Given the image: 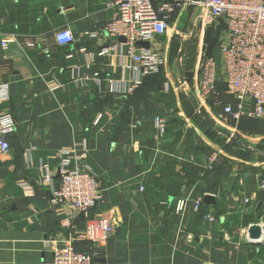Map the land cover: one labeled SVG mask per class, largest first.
I'll list each match as a JSON object with an SVG mask.
<instances>
[{
	"label": "crops",
	"instance_id": "1",
	"mask_svg": "<svg viewBox=\"0 0 264 264\" xmlns=\"http://www.w3.org/2000/svg\"><path fill=\"white\" fill-rule=\"evenodd\" d=\"M111 1L0 0V114L17 121L0 154V264H45L69 242L93 251L103 260L96 264H264V152L225 142L253 153L250 162L220 149L183 103L192 106L186 94L195 100V83L182 80L176 61L182 51L190 60L191 25L215 34L209 11L198 6L184 31L196 1L178 6L153 42L160 70L137 74L123 41L91 35L116 16ZM64 28L76 40L60 46L55 34ZM11 35L17 41L2 47ZM158 116L168 124L163 136ZM251 121L262 120L229 122L234 134L256 140L250 131H263L264 121ZM83 168L100 182L93 209L51 204L62 170ZM179 199L188 205L182 213ZM106 223L114 224L109 235ZM254 224L262 228L256 240Z\"/></svg>",
	"mask_w": 264,
	"mask_h": 264
},
{
	"label": "built area",
	"instance_id": "2",
	"mask_svg": "<svg viewBox=\"0 0 264 264\" xmlns=\"http://www.w3.org/2000/svg\"><path fill=\"white\" fill-rule=\"evenodd\" d=\"M190 0H113L110 7L117 10L116 16L101 30L91 32L99 38L104 32L121 42L127 48V56L137 62V74H152L160 70L163 58L153 42L166 34L169 19L179 6ZM191 3L194 0L190 1ZM209 11L217 27L218 49L206 53L199 70V82L194 84V96L216 110L225 121L238 122L243 117L264 121V0H202L197 4ZM203 25V22H202ZM211 25V26H212ZM204 26V25H203ZM202 34L204 28L201 29ZM202 36V35H201ZM55 40L60 46L70 45L76 37L70 28L56 32ZM17 36L2 39V47L16 42ZM149 42L150 46L141 45ZM180 59V60H179ZM184 73L186 54L183 53L176 63ZM179 68V65H178ZM224 85L225 90L220 89ZM54 88L59 85L52 83ZM170 83H166L168 89ZM7 91V85L0 86V94ZM225 95L235 102L224 101ZM156 127L161 136L167 133V121L156 117ZM17 130L13 113L0 114V154L10 150L9 136ZM218 158L214 152L208 159L211 168ZM44 182H51L46 177ZM264 187V185H263ZM100 199V182L88 169L62 170L60 185L50 197L53 205H70L79 214H88ZM248 202V199H246ZM202 199L196 202L195 210L202 207ZM188 208L185 199L177 201V212ZM105 233L109 235L113 223H106ZM84 237V235H80ZM93 252L77 250L74 242H69L54 250L53 257L45 264H96Z\"/></svg>",
	"mask_w": 264,
	"mask_h": 264
},
{
	"label": "rangeland",
	"instance_id": "3",
	"mask_svg": "<svg viewBox=\"0 0 264 264\" xmlns=\"http://www.w3.org/2000/svg\"><path fill=\"white\" fill-rule=\"evenodd\" d=\"M198 17L199 19H203V21L206 23L207 21V15L205 12H198ZM201 25V24H199ZM192 28V32L191 35L188 37L190 38V41L188 42V45L186 47V50H188L190 47L192 48V56L190 57V60L186 58V67L184 69V78L185 80H188L189 82H193V83H198L199 82V68L202 65V58L204 56V54L206 53H210V46L214 43L215 46L217 47V32L214 35H209L211 40L209 43L205 42V38H206V31L207 29L209 30L208 27H204V33L202 34L201 29L203 27H197V26H193L191 25ZM217 30V28L215 29ZM202 35V36H201ZM208 40V41H209ZM218 49V48H216ZM206 52V53H205ZM194 85V84H193ZM194 90V89H193ZM191 93L187 92L186 96H190ZM192 95H193V91H192ZM193 98V97H192ZM194 99V98H193ZM183 101V100H182ZM185 101V102H184ZM184 107L189 109L190 112L187 113L188 118L195 120L197 122V125H199V127L203 130V131H208L209 134L213 135L215 141H218L217 144L220 146V149L225 150L226 152H229L230 154H234L237 155L239 157L244 158L245 160H249L250 162H252L253 160V153L251 152H247L237 146H232V145H226L225 142L229 141L227 137H225L224 135H221L219 133H212L210 129H208L207 127H205L196 117H195V111L193 110L192 106L186 101L184 100ZM199 107H202V109H204L210 116V119H212V121H214L216 123L217 126H222L227 128L228 130H230L233 133V128L234 126L229 122V121H225L223 119H221L218 114L216 113V110L213 109L212 107H210L209 105H207L204 102H196ZM251 123H263L262 121H251ZM264 126V124H262ZM204 127V128H202ZM250 133H252L253 135H256V140H253L255 138H248L246 136H240L241 134H236L235 135L246 145L252 147L254 150L256 149L257 151H261L264 152V127H263V131L260 132H255V131H250ZM256 141V142H255ZM256 156V155H254Z\"/></svg>",
	"mask_w": 264,
	"mask_h": 264
},
{
	"label": "water",
	"instance_id": "4",
	"mask_svg": "<svg viewBox=\"0 0 264 264\" xmlns=\"http://www.w3.org/2000/svg\"><path fill=\"white\" fill-rule=\"evenodd\" d=\"M195 4L191 5L189 8H188V11H189V17H188V21L185 25V29L184 31H187L188 28L190 27V23H191V18L194 14V11L195 9L198 7V3L201 2L202 0H195ZM201 27V26H200ZM209 35H210V30H207L206 31V38H205V42H208V38H209ZM121 41H125V38L121 37L120 38ZM141 45L143 46H146V47H149L150 46V43L149 42H142L140 43ZM185 44V43H184ZM183 54V51L180 52L178 58H180ZM180 60V59H179ZM178 65H179V71L182 75V80L184 81L185 78H184V73L182 71V69L180 68V64L178 62ZM188 100L191 102L192 106L194 107V109L196 110V115L199 117V119L211 130L221 134V135H224L225 137L228 138V140L231 142V143H234L244 149H251L250 146L246 145L245 143H243L234 133H232L230 130H228L227 128L225 127H222V126H217L216 123L214 121H212V119H210V116L209 114L204 110L202 109V107H199V105L196 103V101L190 97V96H187ZM205 202L206 203H215V198L214 196L212 195H209L207 194L205 196ZM262 235V228L260 225H257V224H254L251 228H250V237L252 240H256V239H259ZM103 262V260L101 259H96V262Z\"/></svg>",
	"mask_w": 264,
	"mask_h": 264
},
{
	"label": "trees",
	"instance_id": "5",
	"mask_svg": "<svg viewBox=\"0 0 264 264\" xmlns=\"http://www.w3.org/2000/svg\"><path fill=\"white\" fill-rule=\"evenodd\" d=\"M212 32H210V34H211ZM215 34H216V32H215ZM210 37H211V35H210ZM210 37H209V39H210ZM208 39V40H209ZM211 40H209L208 41V43L210 42ZM215 44L216 43H214V45L212 44L211 46H210V48H213L214 46H215ZM210 48H209V50H210ZM192 48L190 47L188 50H186V52L188 53V55H189V57H191L192 56V51L193 50H191ZM196 101V100H195ZM197 102V101H196ZM195 114V113H194ZM195 117L205 126V127H207L200 119H199V117L195 114ZM208 128V127H207ZM209 129V128H208ZM211 130V129H210ZM211 132L212 133H217V132H215V131H213V130H211ZM231 144H234V143H231ZM235 145V144H234ZM76 249L77 250H80V251H83V252H86V253H88V252H93V251H89V250H84V249H80V248H78L77 246H76Z\"/></svg>",
	"mask_w": 264,
	"mask_h": 264
}]
</instances>
